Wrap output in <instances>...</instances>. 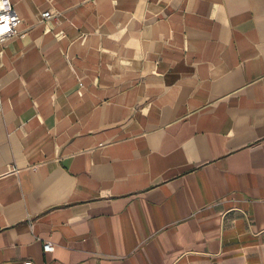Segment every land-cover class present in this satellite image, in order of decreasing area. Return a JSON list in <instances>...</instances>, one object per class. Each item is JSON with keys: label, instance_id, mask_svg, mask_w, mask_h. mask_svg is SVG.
Here are the masks:
<instances>
[{"label": "crops", "instance_id": "obj_1", "mask_svg": "<svg viewBox=\"0 0 264 264\" xmlns=\"http://www.w3.org/2000/svg\"><path fill=\"white\" fill-rule=\"evenodd\" d=\"M10 1L0 264H264V0Z\"/></svg>", "mask_w": 264, "mask_h": 264}, {"label": "built area", "instance_id": "obj_2", "mask_svg": "<svg viewBox=\"0 0 264 264\" xmlns=\"http://www.w3.org/2000/svg\"><path fill=\"white\" fill-rule=\"evenodd\" d=\"M56 15L50 11L42 14L44 20H50ZM22 19L19 17L14 5L10 0H0V43L13 38L20 34L18 27L20 26ZM3 112L2 101L0 99V113ZM43 250L45 253L54 251L53 243L46 241L43 244ZM25 264H33L27 262Z\"/></svg>", "mask_w": 264, "mask_h": 264}]
</instances>
